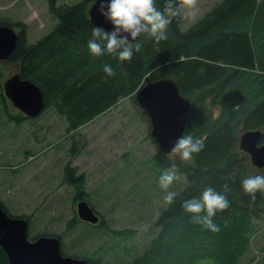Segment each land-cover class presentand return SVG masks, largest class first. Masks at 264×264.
I'll list each match as a JSON object with an SVG mask.
<instances>
[{
    "label": "trees",
    "instance_id": "trees-1",
    "mask_svg": "<svg viewBox=\"0 0 264 264\" xmlns=\"http://www.w3.org/2000/svg\"><path fill=\"white\" fill-rule=\"evenodd\" d=\"M88 1L48 0V11L57 22L34 42L28 41L21 21L0 17V24L18 28L6 60L18 63L20 76L43 92L45 107L38 115L20 114L36 118L54 105L70 131L135 92L146 78H172L191 102L184 134L203 140L204 148L194 156L192 167L182 169L187 183L177 192L175 203L161 210L156 221L159 230L129 264H199L205 258L237 264L250 244L251 217L264 212V192L251 200L242 190L247 160L237 148L239 131L264 127V74H260L264 73V0H220L187 29L181 27L180 14L169 25L166 41L157 43L146 35L134 41L140 49L131 62L89 53L93 25ZM163 4L164 0H157L158 7ZM104 64H111L116 75L107 77ZM165 156L158 150L156 162L168 166ZM225 183L230 186V207L214 217L219 231L192 223L181 207L184 200L198 198L206 186L222 191ZM0 204L9 212L1 199ZM48 235H57L63 250L61 235ZM80 257L88 264H103L100 257ZM0 264H7L1 247Z\"/></svg>",
    "mask_w": 264,
    "mask_h": 264
},
{
    "label": "rangeland",
    "instance_id": "rangeland-1",
    "mask_svg": "<svg viewBox=\"0 0 264 264\" xmlns=\"http://www.w3.org/2000/svg\"><path fill=\"white\" fill-rule=\"evenodd\" d=\"M218 1L198 0L192 17L182 12V29ZM0 17L21 21L29 42L57 22L48 11V0H0ZM18 65L0 60V83ZM134 96L135 92L121 98L102 114L67 131V121L54 105L36 118H25L0 88V199L12 215L29 218V237L59 234L68 255L100 257L103 264H129L157 233L156 221L166 206L159 176L175 165L179 178L168 190L177 193L187 183L182 169L192 167L194 159L182 161L165 153L169 165L156 162L157 143L150 135L146 112ZM238 152L242 154V149ZM246 164V176L257 171L264 175L263 167H254L249 159ZM80 198L97 211V224L79 219ZM251 221L250 244L237 264H264V212ZM199 264L218 263L205 258Z\"/></svg>",
    "mask_w": 264,
    "mask_h": 264
},
{
    "label": "water",
    "instance_id": "water-1",
    "mask_svg": "<svg viewBox=\"0 0 264 264\" xmlns=\"http://www.w3.org/2000/svg\"><path fill=\"white\" fill-rule=\"evenodd\" d=\"M99 0H93L88 8L92 25L112 30V25L97 11ZM18 33L7 24H0V59L7 58L15 47ZM134 42V41H133ZM6 97L27 116L38 115L45 107L43 92L20 72L13 73L3 83ZM149 119L150 135L161 152L171 153L185 131L186 114L190 100L180 93L177 83L170 77L158 80L145 79L134 96ZM264 130H244L239 137V147L248 152L252 163L264 166V143L259 144ZM77 215L86 222L95 224L99 216L90 204L81 199L77 203ZM29 218L8 213L0 204V247L6 253L7 264H88V259L63 254L61 239L57 235H38L29 238Z\"/></svg>",
    "mask_w": 264,
    "mask_h": 264
},
{
    "label": "clouds",
    "instance_id": "clouds-1",
    "mask_svg": "<svg viewBox=\"0 0 264 264\" xmlns=\"http://www.w3.org/2000/svg\"><path fill=\"white\" fill-rule=\"evenodd\" d=\"M198 10V0H164L162 7L157 6V0H99L97 11L111 25L112 30L93 25L91 38L87 41L89 53L94 57L105 54L113 55L122 62H131L134 52L140 49V43H135L141 35H146L159 43L168 39V28L173 19L182 12L192 17ZM102 71L107 77L116 75L111 64H104ZM259 72V69H257ZM264 74V73H260ZM204 148V141L192 134H184L177 139L170 155L178 156L182 161H190ZM179 178L175 165L162 171L158 184L164 192L165 205L175 203L177 193L168 189ZM243 192L251 200L256 199L258 192H264V175H250L241 180ZM230 186L225 183L222 191L214 186H206L198 198L186 199L181 207L190 215V220L203 229L217 232L219 228L214 222L217 213L230 207L227 193Z\"/></svg>",
    "mask_w": 264,
    "mask_h": 264
},
{
    "label": "flooded vegetation",
    "instance_id": "flooded-vegetation-1",
    "mask_svg": "<svg viewBox=\"0 0 264 264\" xmlns=\"http://www.w3.org/2000/svg\"><path fill=\"white\" fill-rule=\"evenodd\" d=\"M263 137V136H262ZM264 142V140H263V138L260 140V142H259V144H261V143H263ZM237 148L238 149H241L240 147H239V145L237 144ZM242 157H244V158H246L247 160L249 159V161H251V157H250V154L248 153V152H246V151H244V150H242ZM251 164H252V161H251ZM254 167H256V166H254ZM258 168V167H257ZM263 168H264V166H263ZM93 208V207H92ZM94 209V208H93ZM94 211H95V209H94ZM96 213H97V211H95Z\"/></svg>",
    "mask_w": 264,
    "mask_h": 264
},
{
    "label": "bare ground",
    "instance_id": "bare-ground-1",
    "mask_svg": "<svg viewBox=\"0 0 264 264\" xmlns=\"http://www.w3.org/2000/svg\"><path fill=\"white\" fill-rule=\"evenodd\" d=\"M139 88H140V87H139ZM139 88H138V89H139ZM138 89H137V90H138ZM137 90H136V91H137ZM136 91H135V92H136ZM74 257H75V256H74Z\"/></svg>",
    "mask_w": 264,
    "mask_h": 264
}]
</instances>
